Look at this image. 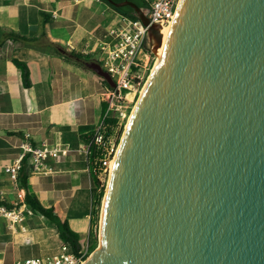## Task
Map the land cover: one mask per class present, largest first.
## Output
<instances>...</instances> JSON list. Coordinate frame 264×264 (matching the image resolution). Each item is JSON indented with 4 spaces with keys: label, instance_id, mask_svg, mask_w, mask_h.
<instances>
[{
    "label": "water",
    "instance_id": "95a60500",
    "mask_svg": "<svg viewBox=\"0 0 264 264\" xmlns=\"http://www.w3.org/2000/svg\"><path fill=\"white\" fill-rule=\"evenodd\" d=\"M109 1L149 24L148 8ZM164 28L150 26L147 50ZM83 264H264V0L180 1Z\"/></svg>",
    "mask_w": 264,
    "mask_h": 264
},
{
    "label": "crops",
    "instance_id": "0c3cea01",
    "mask_svg": "<svg viewBox=\"0 0 264 264\" xmlns=\"http://www.w3.org/2000/svg\"><path fill=\"white\" fill-rule=\"evenodd\" d=\"M122 24L123 15L103 0H0V26L24 36L0 43V205L24 208L14 226L0 217V264L53 256L64 243L50 219L28 213L25 189L4 169L24 153L26 141L60 150L58 158L49 156L30 171L39 200L79 234L82 248L99 241L86 144L108 108L109 88L93 69L67 61L62 52L101 63L100 42ZM14 59L27 64L29 87ZM26 159L33 166L30 153Z\"/></svg>",
    "mask_w": 264,
    "mask_h": 264
},
{
    "label": "built area",
    "instance_id": "2783aa9c",
    "mask_svg": "<svg viewBox=\"0 0 264 264\" xmlns=\"http://www.w3.org/2000/svg\"><path fill=\"white\" fill-rule=\"evenodd\" d=\"M149 2V24L146 25L141 19H131L123 16V24L111 28L104 40L100 42L103 52V62L100 63L104 70L108 71L115 81L107 93L108 108L91 135V141L86 144V150L90 153L92 144H96L103 150L100 158L98 178L102 185L108 186L112 171V160L115 158L122 136L114 135L107 137L105 130V119L118 107V104L127 100V93L134 92L136 95L145 86L157 61V53L145 48V41L149 28L152 24L162 21L164 26L173 23L181 0H147ZM146 56V59L141 57ZM134 95V97H135ZM119 125L123 121L119 119ZM24 153L20 158L5 166V171L10 177L18 182L23 160L27 153L31 154L33 168H39L44 160L52 156L58 158L60 150L43 143L33 146L26 141L23 145ZM19 183V182H18ZM25 204V202H24ZM23 204V207L25 205ZM28 213L33 210L27 209ZM24 208L21 206L12 208L5 204L0 205V217L11 220V226L23 220ZM89 246L82 248L79 252H73L67 243H63L61 251L53 256L28 258L20 260L16 264H83L90 256Z\"/></svg>",
    "mask_w": 264,
    "mask_h": 264
},
{
    "label": "trees",
    "instance_id": "16d2710c",
    "mask_svg": "<svg viewBox=\"0 0 264 264\" xmlns=\"http://www.w3.org/2000/svg\"><path fill=\"white\" fill-rule=\"evenodd\" d=\"M106 3H108L113 9L118 11L123 16L129 17L131 19H137V16L135 15L134 9L129 6H122L118 7L112 4L109 0H103ZM115 1H123V0H115ZM139 4L140 6H143L145 8H149V2L147 0H132ZM5 38H24V36H21L20 34L10 31L5 32L2 27L0 26V43L3 42ZM63 57L67 61L74 62L84 68H88L86 65L85 55L83 53L77 52V51H63L62 52ZM14 63L21 69L23 82L26 87H29L31 85L30 76H29V69L25 62L20 61L19 59H14ZM102 80L104 84L111 89L110 84L102 77ZM119 118L115 115H110L105 119V130L103 131L107 137H112L114 135L122 136L124 126L119 125ZM91 141V138L89 139ZM103 156V150L100 149L96 144H92L90 148L89 153V159H90V165L94 172V188H93V194H94V220L100 221V214H101V208H102V202L105 195V185H102L100 182V179L98 178V171L100 167V158ZM27 159L26 157L23 160L22 168L20 170L19 179L18 182L20 184V187L25 189V197L24 202L27 205L28 208H30L33 211H37L50 219L52 221L58 231L60 238L69 245V248L73 252H79L82 249V244L80 242V236L79 234L74 231L69 223L66 220H62L60 216L55 212L53 208L46 207L42 204V202L37 197L36 193L32 190L31 185L29 183V175L30 171L33 168L32 165H27ZM2 204H5V202H2ZM98 237H96L89 246V252H92L95 250L98 246Z\"/></svg>",
    "mask_w": 264,
    "mask_h": 264
},
{
    "label": "rangeland",
    "instance_id": "374dc122",
    "mask_svg": "<svg viewBox=\"0 0 264 264\" xmlns=\"http://www.w3.org/2000/svg\"><path fill=\"white\" fill-rule=\"evenodd\" d=\"M102 62H103V60H102ZM141 90H142V88H141ZM140 93H141V91H138L136 95L134 94L135 97H134V95L132 97H130V95H131L130 94L129 96H127V100H124L123 102L119 103L118 107L113 111L115 116H117L120 120L123 121L124 130H125L126 125L129 121V117H130V115H131V113L135 107L136 99L139 97ZM124 130H123V132H124ZM106 189H107V186H106ZM106 189H105V193H106ZM101 211H102V208H101ZM100 218H101V214H100ZM98 244H99V242H98Z\"/></svg>",
    "mask_w": 264,
    "mask_h": 264
},
{
    "label": "bare ground",
    "instance_id": "6f19581e",
    "mask_svg": "<svg viewBox=\"0 0 264 264\" xmlns=\"http://www.w3.org/2000/svg\"><path fill=\"white\" fill-rule=\"evenodd\" d=\"M171 28H172V23L169 24V25H167V26L164 28V43H163V46H162L160 52L157 53V61H156L155 66L157 65V63H158V61H159V58H160V56H161V54H162V51H163V49H164V46H165V44H166V42H167V39H168V37H169V34H170V31H171ZM141 57H142L143 59H146V56H145L144 54H141ZM155 66H154V68H155ZM154 68H153V70H154ZM153 70H152V72H153ZM150 75H151V74H150ZM148 80H149V78H148ZM147 82H148V81H147ZM146 84H147V83H146ZM146 84H145V86H146ZM145 86L142 88L140 95L142 94V92H143ZM130 94H131V95H130ZM129 95H130V97H132V96L134 95V92H128V93H127V96H129ZM140 95H139V97H140ZM139 97L136 99V104H137V102H138V100H139ZM136 104H135V106H136ZM134 108H135V107H134ZM133 110H134V109H133ZM132 112H133V111H132ZM131 115H132V113H131ZM131 115H130V117H131ZM130 117H129V119H130ZM126 126H127V125H126ZM114 161H115V158H113L112 163H111L112 168H113V165H114Z\"/></svg>",
    "mask_w": 264,
    "mask_h": 264
}]
</instances>
